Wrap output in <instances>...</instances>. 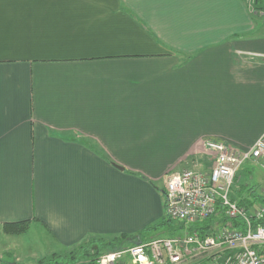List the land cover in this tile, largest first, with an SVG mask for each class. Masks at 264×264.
<instances>
[{
	"label": "crops",
	"instance_id": "0c3cea01",
	"mask_svg": "<svg viewBox=\"0 0 264 264\" xmlns=\"http://www.w3.org/2000/svg\"><path fill=\"white\" fill-rule=\"evenodd\" d=\"M253 12L247 0H0V228H40L51 255L134 236L164 218L165 175L210 167L206 142L250 148L264 133ZM235 182L234 199L263 200Z\"/></svg>",
	"mask_w": 264,
	"mask_h": 264
},
{
	"label": "built area",
	"instance_id": "2783aa9c",
	"mask_svg": "<svg viewBox=\"0 0 264 264\" xmlns=\"http://www.w3.org/2000/svg\"><path fill=\"white\" fill-rule=\"evenodd\" d=\"M205 148L211 162L207 170L194 167L163 178L165 216L182 226L180 235L104 254L96 264H116L126 257L131 264H264V197L249 209L232 200L235 179L246 165L264 175V133L248 149L211 141ZM218 211L226 222L220 218L200 235L195 227Z\"/></svg>",
	"mask_w": 264,
	"mask_h": 264
},
{
	"label": "trees",
	"instance_id": "16d2710c",
	"mask_svg": "<svg viewBox=\"0 0 264 264\" xmlns=\"http://www.w3.org/2000/svg\"><path fill=\"white\" fill-rule=\"evenodd\" d=\"M251 2H253V8H252L253 10L257 9L255 8V6H258V9L259 8L261 9L262 5L264 4V0H251ZM232 200L236 201L238 205L246 209L251 208L254 204V201L250 199H234L232 197ZM262 203L263 200L259 199L258 204H262ZM220 218H222L223 222L224 221L226 222V220L223 219L222 217L221 211H218L216 215L211 217L200 227H195V230L198 231L200 235H205L206 233H209L212 228L215 227V223L219 222ZM172 223L174 222H172L164 215V218L157 225L145 229L140 234L134 236L122 235L119 237L109 238L105 241L102 238H90L72 247L70 250L66 252L54 253L47 258L39 260L36 264H96V261L102 255L110 252L120 251L126 247L132 246L130 241L135 240L136 236H140L141 241L145 242L148 240L144 238V235H153V233L158 234L164 231L165 227H167L166 230H168L169 233L168 237H173L179 234L183 229L182 226L176 225L175 227L174 226L172 227L171 226ZM238 225L239 224L235 222L232 223L233 227H238ZM27 228H28V223L26 221L3 225V229L6 230V232L11 235H20L26 232ZM175 232L177 234H175ZM155 238L158 237L153 236L151 239H155ZM0 262L3 264H8L2 261L1 259ZM116 264H131V261L129 258L126 257L119 260Z\"/></svg>",
	"mask_w": 264,
	"mask_h": 264
},
{
	"label": "rangeland",
	"instance_id": "374dc122",
	"mask_svg": "<svg viewBox=\"0 0 264 264\" xmlns=\"http://www.w3.org/2000/svg\"><path fill=\"white\" fill-rule=\"evenodd\" d=\"M247 2L248 5H250L252 12L253 2H251V0H247ZM255 11H258L257 13L263 16H259L261 19H264V8H259ZM194 167L199 168V166ZM245 167H249V165H246ZM262 174L263 173L259 169L253 168V171L250 174L243 172L242 174L238 175L239 178H236L235 183L242 185L244 189L243 191H245L242 194H245L247 191L251 190L250 188H252L255 190V192L259 193V196L264 197V184L262 183L261 179ZM253 184L254 187H251ZM238 188L239 186H237L236 190ZM250 200L254 201L253 205H257L259 202V199ZM176 225L178 224H171L172 227H175ZM166 228L167 227L164 228V231L158 234L144 235V238L146 240H150L153 236L158 238H166L169 236L168 230H166ZM175 234L177 233L175 232ZM47 238L49 241L51 240L46 232L40 230V228H38V231H36L32 227H28L26 232L20 235H11L3 228H0V259L8 264H36L39 260L49 257L53 252V249L47 241ZM105 240L107 239H104V241Z\"/></svg>",
	"mask_w": 264,
	"mask_h": 264
},
{
	"label": "water",
	"instance_id": "95a60500",
	"mask_svg": "<svg viewBox=\"0 0 264 264\" xmlns=\"http://www.w3.org/2000/svg\"><path fill=\"white\" fill-rule=\"evenodd\" d=\"M117 168H118V167H117ZM119 170H121V169L119 168ZM130 243H131L132 245H140V244L142 243V241H141V239H140V236H136V237H135V240L130 241Z\"/></svg>",
	"mask_w": 264,
	"mask_h": 264
}]
</instances>
